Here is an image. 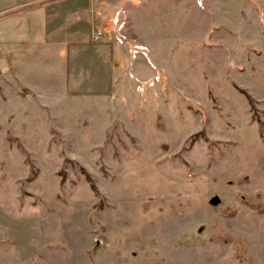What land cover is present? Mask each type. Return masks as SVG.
Segmentation results:
<instances>
[{"label":"rangeland","instance_id":"rangeland-1","mask_svg":"<svg viewBox=\"0 0 264 264\" xmlns=\"http://www.w3.org/2000/svg\"><path fill=\"white\" fill-rule=\"evenodd\" d=\"M24 1L116 66L0 74V264H264V0Z\"/></svg>","mask_w":264,"mask_h":264},{"label":"crops","instance_id":"crops-1","mask_svg":"<svg viewBox=\"0 0 264 264\" xmlns=\"http://www.w3.org/2000/svg\"><path fill=\"white\" fill-rule=\"evenodd\" d=\"M53 6L55 5L34 6L32 2L24 0H0L1 76L13 72L15 78L26 84L30 83L26 81L29 76L34 75V78L40 79L36 80L40 84L41 82L44 83V78L47 79L54 71L58 72L66 82H69L75 91L82 90L86 83L87 74H90L91 79H93L91 81L93 85L100 82L104 77L103 75L107 76L106 81L110 83L113 73L110 72L108 66L105 70L109 71L105 74L102 66L103 63L105 64L106 58H112V49L99 43L100 46L94 47L96 48L94 60L90 59L89 61L92 66H86V63H83L84 48L79 49L81 47L79 43L75 40L66 39L65 31L62 30L66 17L77 16L76 21H83L84 16L79 10H84L77 7V9L66 10L63 14V10L61 12ZM89 41L90 45L95 43L92 38L90 40V35ZM70 46L72 49L69 51V56L63 58L65 49L69 48L70 50ZM91 60L95 63L93 64ZM112 62L113 67H115L116 62L114 60ZM99 77L101 79H98ZM74 80H81L82 83Z\"/></svg>","mask_w":264,"mask_h":264},{"label":"trees","instance_id":"trees-1","mask_svg":"<svg viewBox=\"0 0 264 264\" xmlns=\"http://www.w3.org/2000/svg\"><path fill=\"white\" fill-rule=\"evenodd\" d=\"M237 87V86H236ZM237 89L239 90V92H241L242 94L246 95L247 99L249 100V103L251 104L252 108L255 109V101L252 98V96L250 94H248V92H246L245 90L239 89L237 87ZM261 123V122H260ZM87 180L90 182L91 184V188L93 191H95L97 194H99L98 189L95 185V183L93 182L92 178L84 171Z\"/></svg>","mask_w":264,"mask_h":264},{"label":"built area","instance_id":"built-area-1","mask_svg":"<svg viewBox=\"0 0 264 264\" xmlns=\"http://www.w3.org/2000/svg\"><path fill=\"white\" fill-rule=\"evenodd\" d=\"M101 36H102V33H98L97 36L93 35V36H92V41H93V42H97V41H99Z\"/></svg>","mask_w":264,"mask_h":264}]
</instances>
